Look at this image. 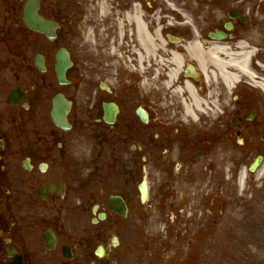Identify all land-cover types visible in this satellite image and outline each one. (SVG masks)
Here are the masks:
<instances>
[{
    "label": "flooded vegetation",
    "instance_id": "af4514ba",
    "mask_svg": "<svg viewBox=\"0 0 264 264\" xmlns=\"http://www.w3.org/2000/svg\"><path fill=\"white\" fill-rule=\"evenodd\" d=\"M29 1L51 39L26 26ZM187 2L0 0V264H117L132 215L136 231L150 214L204 247L206 228L254 201L264 0H207L213 15L191 17ZM192 43L248 54L258 80L228 87L201 70ZM56 98L66 128L53 121Z\"/></svg>",
    "mask_w": 264,
    "mask_h": 264
},
{
    "label": "rangeland",
    "instance_id": "374dc122",
    "mask_svg": "<svg viewBox=\"0 0 264 264\" xmlns=\"http://www.w3.org/2000/svg\"><path fill=\"white\" fill-rule=\"evenodd\" d=\"M187 3L186 15L189 17L200 9L205 15H213L215 6L208 4L207 0H188ZM168 11L175 13V9ZM188 26L192 27L191 24ZM260 181L262 175L255 177L252 184ZM252 184L251 188L257 193L254 201H246L231 214L225 213L227 222L218 230L206 228L202 240L204 247L190 246L187 236L182 237L181 232L167 236L163 224L152 223L154 217L150 218V214L141 217V228L136 231L133 227L137 218L132 215L119 234L120 246L111 255L117 264H264V189L259 187L256 190ZM176 236L181 238L176 239Z\"/></svg>",
    "mask_w": 264,
    "mask_h": 264
},
{
    "label": "bare ground",
    "instance_id": "6f19581e",
    "mask_svg": "<svg viewBox=\"0 0 264 264\" xmlns=\"http://www.w3.org/2000/svg\"><path fill=\"white\" fill-rule=\"evenodd\" d=\"M188 50L190 55L197 60L201 70L209 73V69H213L219 73L228 87L236 83L242 75L246 80L253 81L254 79V74L248 66L249 56L246 53L230 54L220 46H212L208 51H204L196 43L190 44ZM257 85L264 91V80H260ZM193 102L196 107H199L200 102L197 99ZM185 110L189 112V107Z\"/></svg>",
    "mask_w": 264,
    "mask_h": 264
},
{
    "label": "water",
    "instance_id": "95a60500",
    "mask_svg": "<svg viewBox=\"0 0 264 264\" xmlns=\"http://www.w3.org/2000/svg\"><path fill=\"white\" fill-rule=\"evenodd\" d=\"M35 11H36L35 6L33 5L32 2H30L26 6L25 13H24V20H25L26 25L30 29L44 33L48 38H51L52 31H53L52 24L47 21H44L42 18L37 17ZM64 62H65V58L61 57L59 63L63 65ZM63 106H64V103L59 102V100L55 101L54 111H53V120L58 126L65 128L66 120L64 119L63 112L61 111ZM257 162H255V164L252 165L250 170H254L256 168Z\"/></svg>",
    "mask_w": 264,
    "mask_h": 264
}]
</instances>
